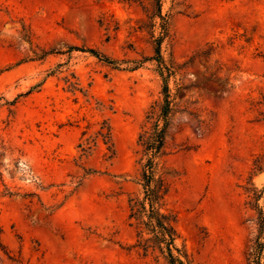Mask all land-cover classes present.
<instances>
[{
	"label": "rangeland",
	"instance_id": "1",
	"mask_svg": "<svg viewBox=\"0 0 264 264\" xmlns=\"http://www.w3.org/2000/svg\"><path fill=\"white\" fill-rule=\"evenodd\" d=\"M166 101L175 245L264 264V0H0V264H168L129 217Z\"/></svg>",
	"mask_w": 264,
	"mask_h": 264
},
{
	"label": "trees",
	"instance_id": "2",
	"mask_svg": "<svg viewBox=\"0 0 264 264\" xmlns=\"http://www.w3.org/2000/svg\"><path fill=\"white\" fill-rule=\"evenodd\" d=\"M156 4L160 12V0H156ZM159 46L160 42L158 40L154 49L158 57L160 50ZM89 51L97 55V52L93 49H89ZM103 59L107 62H112V59H108L107 57H103ZM163 90L165 96H167L168 85L165 77H163ZM168 109L169 103L166 101L160 108L158 121L152 127V131H150L148 135L146 133L139 134L141 145L145 147L144 154L147 156V160L143 165L140 175L143 195L141 199H129V217L136 221L139 238H141L144 233L150 234L149 237L142 238L144 243L141 245V248L145 250L149 247L154 250L156 249L168 264H191L187 253L175 245V238L177 237V231L174 225L175 219L172 215L162 210V201L166 190L162 180L155 178L154 173V158L159 153L164 143ZM160 122H162L161 125ZM106 130L107 131L103 135V140L104 142L110 143V129L107 128ZM258 217V231L260 233L264 226V215L261 210L259 211ZM147 242H150V245H148ZM257 242L258 241H255V243ZM257 244L260 245L261 243L258 242ZM259 252L260 250L257 251V253ZM256 264L261 263L257 261Z\"/></svg>",
	"mask_w": 264,
	"mask_h": 264
}]
</instances>
